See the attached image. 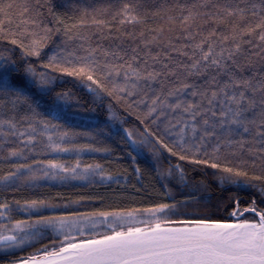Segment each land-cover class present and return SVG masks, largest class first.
<instances>
[{
  "label": "trees",
  "instance_id": "16d2710c",
  "mask_svg": "<svg viewBox=\"0 0 264 264\" xmlns=\"http://www.w3.org/2000/svg\"><path fill=\"white\" fill-rule=\"evenodd\" d=\"M0 3L6 9L2 17L5 32L0 33V56L15 61L21 69L20 75L12 74L16 84L24 83L25 59L39 72L44 70L41 65L48 63L52 55L66 58L79 66L81 61L78 57L88 56L92 49L97 50L94 58L101 63L114 59L111 56L105 58V51L130 52L133 47L139 46L143 53L147 50L144 44L152 41L154 36L157 37L156 42L149 43L153 54L160 50L168 51L169 40L179 47L188 43L183 36L186 25L181 23V19L188 15L189 9L193 13L197 10L201 13L195 23L189 21L192 25L189 30L200 33L197 41L213 29L217 32L213 39L218 40L221 34L230 35L235 28L241 47L240 58H250L257 69L264 65L261 59L264 44L258 34L245 35L240 31L248 24H254L255 19L250 16L247 21L229 18L217 24L215 20L203 18L208 8L193 7L205 4L206 0H0ZM10 3L13 7L8 9ZM126 4L132 5L130 14L138 16V22H127L123 12ZM25 5L30 11L21 15ZM22 20L29 23L24 24ZM33 20L34 24L31 23ZM12 39L20 43L14 45ZM33 39L41 40L44 45L41 56L24 58L20 44L28 46ZM226 46H233V42L229 41ZM173 57L184 59L175 53ZM50 74L54 78L50 86L52 91L41 94L35 88L28 89L39 102L36 109L38 115L33 116L26 106L16 101L14 93L0 91V120L14 119L21 131H25L30 123L37 129L34 144L22 143L27 141V135L0 136V176L15 171V165H32L30 170L23 169L15 181L7 184L0 181V204L10 206L8 209L0 208V212H5V216L0 217V228L10 229L16 221L35 220L40 216L72 218L99 213H128L155 208L160 204L175 205L158 214L162 219L172 221L211 219L236 222L237 219L231 215L233 212H245L240 220H251L254 213L245 209L255 206L258 211L264 210V192L261 191L264 179H252L254 176L264 177V162L258 156L247 153L232 155L226 148L214 155L212 148L216 141L213 140L199 153H183L189 158L180 160L148 135L149 131L154 132L169 147H173L172 140L175 138L166 136L162 125L152 124L145 118L144 105L133 103L138 97L124 96V100H118L103 91H89L87 84L91 82L83 78L67 76L62 72ZM102 82L108 84L107 81ZM57 93H66L67 99L57 100ZM26 115L31 118L22 119ZM40 120L49 122L45 135H40L45 131ZM4 130L8 131L6 125ZM128 132L132 133L131 137ZM64 133L68 135L64 136ZM48 135L52 136L51 142ZM50 143L59 144L69 151H54L48 147ZM12 149L22 150L23 155L10 156ZM174 150L180 152L179 148ZM193 158L219 162L246 171L248 176L237 178V183H222L219 177L227 174L205 164L192 163ZM48 161L67 168L75 167L79 161L80 167L73 174L47 168ZM95 165L101 168L84 174L85 168ZM176 165L183 170V179ZM45 171L49 175L45 176ZM33 174L36 179L30 178ZM77 174L83 175V178ZM109 176L111 179H108ZM33 200L44 201L45 206L26 210L27 203ZM134 216L140 220L150 219L149 214L143 211L135 212ZM106 231L109 230L97 233ZM88 236L90 234L80 235L77 239ZM57 239H60L58 233L51 228L43 229L38 238L24 247L0 252V264H16L31 255H42L39 248L60 246Z\"/></svg>",
  "mask_w": 264,
  "mask_h": 264
},
{
  "label": "snow or ice",
  "instance_id": "6c2138e0",
  "mask_svg": "<svg viewBox=\"0 0 264 264\" xmlns=\"http://www.w3.org/2000/svg\"><path fill=\"white\" fill-rule=\"evenodd\" d=\"M12 7L11 3L7 5L8 9ZM193 7L208 8L209 11L203 13V18L215 20L217 24L229 18L243 21H247L249 16L254 18V24H248L240 31L245 35L258 34L259 40L264 44V0H223L222 3L219 0H206L205 4ZM131 10L132 5L124 6L127 22H138L139 17L131 15ZM29 11L25 5L21 15ZM5 14L6 9L0 3V33L5 32L2 18ZM199 16V10L195 13L192 9L188 10V15L181 19V23L186 25L183 36L188 43L178 47L169 40L168 51L160 50L153 54L149 43L156 42L157 37L154 36L152 41L144 44L147 50L143 53L139 46L133 47L130 52L105 51L103 55L105 58L113 57L112 62L101 63L96 60L94 57L97 50L92 49L88 56L78 57L81 61L79 66L66 58L52 55L48 63L41 65L44 70L38 72L25 59L23 84L13 83L12 74H21L16 62L0 56V91L14 93L16 101L26 106L35 116L38 115L36 109L39 102L28 89L35 88L41 94H47L52 91L50 86L54 82L50 73L62 72L91 82L87 87L94 93L103 91L118 100H124V96L138 97L133 103L137 106L144 105L145 118L152 124L162 125L163 133L175 138L172 140L173 147H169L154 132L149 131L148 135L180 160L189 158L183 153H199L208 146V142L215 140L212 148L214 155L226 148L232 155L243 156L247 153L258 156L264 162V65L257 69L250 58H240L241 47L237 42L238 33L235 28L230 35L221 34L218 40L213 39L217 35L213 29L197 41L200 33L189 30L192 27L189 21L195 23ZM22 23L28 24L29 21L22 20ZM31 23L34 24L35 21ZM46 31L50 32L51 29ZM229 41L233 42V46H226ZM11 43L15 45L20 42L12 39ZM43 46L42 41L36 39L28 46L20 44L24 58H39ZM173 53L184 59L174 58ZM261 59L264 60V56ZM102 81H107L108 84ZM121 93L124 95H120ZM65 99L66 93H57V100ZM30 118L26 115L22 119ZM39 123L45 130L40 135H45L49 122L40 120ZM5 125L8 131L4 130ZM36 132V127L31 123L25 131H21L14 119L0 120V136L27 135V141L22 143L34 144L37 141L34 135ZM127 134L132 136L131 132ZM47 138L52 141L51 135ZM133 143L137 141L133 140ZM48 147L54 151H69L55 143H50ZM174 148H179L180 152ZM204 154L207 155V152ZM9 155L20 156L23 152L12 149ZM191 162L205 164L227 174L219 177L222 183H237V178L248 176L246 171L221 165L219 162L195 158ZM14 167L15 171L0 176V181L5 184L13 182L23 169L30 170L32 165L19 164ZM79 167V161L72 168L55 161L47 162V168L73 174H76ZM175 167L183 179V170L179 165ZM100 168V165L89 166L84 169V174ZM44 174L49 175L47 171ZM168 174L171 175V171ZM77 175L83 178V175ZM30 178L37 177L33 174ZM252 179L264 177L254 176ZM261 191L264 192V189ZM42 206H45L44 201L33 200L27 203L26 210ZM9 207L7 203L0 204V208ZM174 207L175 205L160 204L155 208L128 213H99L104 218L101 223L106 222L109 216L114 218L113 223L108 224L109 231L94 233L85 239L72 236L63 217L40 216L35 220H19L10 229L0 228V248H16L28 244L38 238L43 229L52 228L65 233L60 246L50 250L45 246L42 255H31L21 259L18 264H264V210L258 211L255 206L247 208L244 211L254 213V218L237 219L236 222L211 219L172 221L158 215ZM138 211L148 213L150 219L137 220L134 213ZM231 215L237 216V213L233 212ZM4 216L5 212H0V217ZM116 222L121 226L116 227ZM171 224L184 226H168ZM92 226H97L95 220H92ZM6 232L12 234H5ZM80 235H86L83 228L80 229Z\"/></svg>",
  "mask_w": 264,
  "mask_h": 264
},
{
  "label": "rangeland",
  "instance_id": "374dc122",
  "mask_svg": "<svg viewBox=\"0 0 264 264\" xmlns=\"http://www.w3.org/2000/svg\"><path fill=\"white\" fill-rule=\"evenodd\" d=\"M245 212L241 213V214H237V216H234V219H240ZM65 218V217H63ZM91 218V219H89ZM66 222H67V228L70 230V234L72 236H75L76 238H78V236H80V229L83 228V231L85 232L86 235H91V233H97L98 231H103L104 229H108V224L109 223H113L114 218L109 216L107 221L104 223H101L100 221H102L104 218L100 217L99 215H92V216H83V217H72V218H65ZM137 220H140L141 218H136ZM92 220L96 221L97 226L93 227L92 226ZM116 227H120V223L116 222L115 223ZM52 229V228H51ZM56 233H58L60 235V239H57V245H60V243L62 241H64V236L65 233L61 230H54ZM5 234H12L10 232H6ZM26 244L20 246V247H16V248H0V252H4L7 250H12V249H17V248H22L24 247ZM55 247V245L49 246L48 249L50 250L51 248ZM59 247V246H58ZM45 248V246L40 247V250H43ZM17 264V263H16Z\"/></svg>",
  "mask_w": 264,
  "mask_h": 264
},
{
  "label": "water",
  "instance_id": "95a60500",
  "mask_svg": "<svg viewBox=\"0 0 264 264\" xmlns=\"http://www.w3.org/2000/svg\"><path fill=\"white\" fill-rule=\"evenodd\" d=\"M184 226V225H183ZM170 227H181V226H170ZM18 264V263H17Z\"/></svg>",
  "mask_w": 264,
  "mask_h": 264
}]
</instances>
